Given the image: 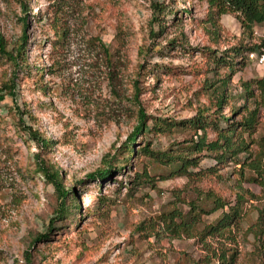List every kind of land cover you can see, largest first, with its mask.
Returning a JSON list of instances; mask_svg holds the SVG:
<instances>
[{"label": "rangeland", "instance_id": "obj_1", "mask_svg": "<svg viewBox=\"0 0 264 264\" xmlns=\"http://www.w3.org/2000/svg\"><path fill=\"white\" fill-rule=\"evenodd\" d=\"M55 2L60 4L57 12L62 15L67 36L54 46L55 35L46 22ZM156 2L163 9L160 22L152 17L151 5ZM27 3L30 10L25 31L26 62L49 70L43 76L24 79H20L23 73H18L15 96L7 94L0 101V264H26L23 251L29 237L45 232L54 202L52 187L33 171L32 153L39 149L17 134L8 108L21 110L25 123L51 140L47 157L61 170L66 185L81 180L77 194L84 210L88 204L95 205L99 191L97 183L86 179V175L100 167L105 157L113 155L135 124V81L141 90L138 105L145 113L189 119L208 105L209 93L229 73V68L214 69L213 62L205 57L206 51L256 43L264 34V24L255 25L251 36L243 33L234 14L212 19L206 3L200 0ZM38 8L47 17L41 23L33 15ZM23 16L17 1L0 0V32L10 45L20 40ZM162 20L164 31L158 28ZM96 38L113 53L112 58L103 54ZM244 57L245 64L228 82L227 94L239 93L243 82L263 74L264 61H259L260 56L252 52ZM154 67L160 71L151 72ZM11 71L7 64H0V82ZM223 112L227 115L228 107ZM190 136L186 131L160 135L153 139V147L163 149ZM261 137L263 114H259L251 136L253 154L264 153L263 145L257 144ZM146 164L151 173L165 171L144 156L136 168ZM240 167L230 162L199 179L158 180L155 188H137L128 194L121 188L115 204L107 207V217L85 218L76 229L71 223L66 229L56 230L51 242L37 243L38 260L32 264H191L206 255L203 243L187 238L146 240L138 238L134 231L143 220L156 216L175 190H181L187 199L214 192L231 204L238 193L244 194L246 216L235 239L206 243L214 249L236 248L238 264H264V248L258 247L251 235L244 234L247 225L255 221L257 205L264 201V175L253 181L248 179L253 173L246 171L241 178ZM126 170L115 177L123 185L130 173ZM116 185L106 182L99 194L110 193ZM218 215L219 211L207 219L213 221Z\"/></svg>", "mask_w": 264, "mask_h": 264}, {"label": "trees", "instance_id": "obj_2", "mask_svg": "<svg viewBox=\"0 0 264 264\" xmlns=\"http://www.w3.org/2000/svg\"><path fill=\"white\" fill-rule=\"evenodd\" d=\"M19 4L24 16L21 20L22 34L20 40L11 45L0 32V64H7L12 68L9 75H5L0 82V101L5 95L15 96V88L18 85V73H23L20 79L27 77L43 76L45 70L39 65L31 66L26 62L25 48L27 46V12L30 10L29 0H15ZM206 3L209 12L214 17L223 14H234L240 23L243 33L251 36L255 25L264 24V0H200ZM52 15L45 17L38 8L36 21L43 22L47 18L48 25L54 32V46L66 40L67 28L63 24L59 3L53 4ZM152 17L154 21H161L163 11L159 3H153ZM168 12L166 16H170ZM176 17L174 16V19ZM167 20V19H165ZM165 20L159 24L160 31L166 29ZM212 23L214 21L212 20ZM215 25V24H214ZM96 40H98L96 38ZM103 54L109 59L113 53L98 40ZM264 54V34L256 43H247L231 47L228 50H207L205 57L213 62L214 69L229 68V73L209 93L208 105L202 106L196 114L186 120H175L171 117H158L148 115L138 105V95L141 93L138 84H133V106L137 107L135 124L121 145L116 148L113 155L102 160V164L95 171L86 175V179L96 182L99 188L96 194L95 205L88 204L84 210L78 199L77 188L82 185L81 180L73 185H66L61 170L47 157L51 150V140L36 127L26 124L22 119L23 112L19 109L12 115L16 132L24 141L33 142L39 151L32 153V167L43 181L52 187L54 198L52 217L47 223L45 232H36L29 237L27 246L23 251L26 264H32L38 260L37 243L48 244L51 242L56 230L66 229L72 223L76 229L81 220L93 216L99 219L107 217V207L115 204L117 194L121 188L130 193L137 188H155L158 180L174 177H186L192 180L199 179L205 174L214 173L220 167L228 163L239 164L238 175L244 178V172L253 173L248 179L256 181L258 176L264 175L263 152L252 153L250 148L259 121V114L264 115V71L262 76L241 84L239 93L227 94L228 82L245 64V53ZM160 71L156 67L150 70ZM40 79H38L39 81ZM35 80V84L39 82ZM250 105L252 107H250ZM228 107V114L223 110ZM179 131L190 132V138L181 141H173L163 149L153 147V139L164 134ZM212 135L209 137V135ZM196 136V137H195ZM257 144L263 145L264 137ZM263 153V154H262ZM141 156L148 159L149 163H158L165 168L163 174L151 173L147 164L140 169L136 168ZM245 156V157H244ZM133 167L131 166V163ZM149 166V165H148ZM129 171L126 185L122 181H116L115 177ZM257 174V177H255ZM116 183V187L110 193L99 192L106 182ZM244 194L238 193L233 204L223 197L209 192L198 194L196 199H187L181 194V190L172 192L171 198L166 202L159 213L143 220L134 229L138 238L149 240L194 239L203 243L206 255L194 260L191 264H238L239 252L236 248L214 249L206 243L207 240L221 241L234 240L235 232L241 231V224L246 216L243 210ZM219 211V215L213 221L207 217ZM257 216L253 223L247 225L244 234L251 235L258 247L264 248V201L256 207ZM219 250V251H218Z\"/></svg>", "mask_w": 264, "mask_h": 264}, {"label": "built area", "instance_id": "obj_3", "mask_svg": "<svg viewBox=\"0 0 264 264\" xmlns=\"http://www.w3.org/2000/svg\"><path fill=\"white\" fill-rule=\"evenodd\" d=\"M252 56V54H250ZM260 62H263L264 61V54L260 55V59H259Z\"/></svg>", "mask_w": 264, "mask_h": 264}]
</instances>
